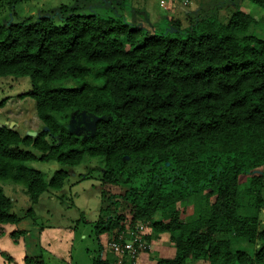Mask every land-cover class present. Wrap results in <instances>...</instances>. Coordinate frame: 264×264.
Returning <instances> with one entry per match:
<instances>
[{
    "label": "trees",
    "instance_id": "1",
    "mask_svg": "<svg viewBox=\"0 0 264 264\" xmlns=\"http://www.w3.org/2000/svg\"><path fill=\"white\" fill-rule=\"evenodd\" d=\"M189 21L168 19L174 30L150 33L61 5L0 25V76L29 77L26 94L45 127L32 137L0 125V179L24 184L34 204L67 172L46 181L28 162L99 157L100 185L119 190L100 191L96 238L147 224L174 239L173 256L154 264H264V175L252 174L264 165V37L251 32L256 15L238 6L223 20ZM70 109L94 116L89 136L60 121ZM10 206L0 189V224L19 221ZM110 255L92 264H112Z\"/></svg>",
    "mask_w": 264,
    "mask_h": 264
},
{
    "label": "rangeland",
    "instance_id": "2",
    "mask_svg": "<svg viewBox=\"0 0 264 264\" xmlns=\"http://www.w3.org/2000/svg\"><path fill=\"white\" fill-rule=\"evenodd\" d=\"M0 25L19 21L31 16L52 15L61 5L77 13L95 14L102 17H121L128 24H136L152 33L170 32L168 19H178L181 26L192 18L213 14L225 19L236 6L251 11L258 18L252 33L264 37V9L251 0H1ZM67 85L77 86L75 81ZM31 90L28 76H0V125L17 130L22 136L36 134L45 127L38 118L35 100L26 93ZM80 138L93 132L95 118L90 113L70 109L60 118ZM28 150L37 154L33 147ZM99 157L85 156L82 162L68 166L55 160H34L27 166L39 170L47 181L53 172L63 169L67 176L58 189L42 192L36 203L31 204L24 184L0 179V189L11 200L10 212L17 223L0 224V264H23L25 256H38L43 264H92L94 258L108 257L112 264H154L157 257H171L174 239L170 233L153 234L149 225L136 229L126 227L124 231L112 230L94 235V223L101 205L100 191L117 192L118 187L101 186L103 170ZM253 175H264V165L252 170ZM248 175L240 177V188L247 185ZM264 197V190H263ZM32 208L33 215H28ZM122 208V207H121ZM260 227H264V209L259 214ZM151 235L146 243L142 236ZM135 250H117L114 241L133 243ZM245 245V243H244ZM187 264H196L188 262Z\"/></svg>",
    "mask_w": 264,
    "mask_h": 264
},
{
    "label": "built area",
    "instance_id": "3",
    "mask_svg": "<svg viewBox=\"0 0 264 264\" xmlns=\"http://www.w3.org/2000/svg\"><path fill=\"white\" fill-rule=\"evenodd\" d=\"M137 242H138V244L139 245H143L142 243H140L138 240H133V243H129V242H122V241H114L113 243H112V247H114L115 249H117V250H121V251H124V250H128V251H134L135 250V246H134V244H137Z\"/></svg>",
    "mask_w": 264,
    "mask_h": 264
}]
</instances>
